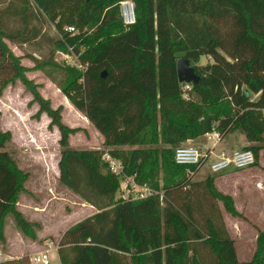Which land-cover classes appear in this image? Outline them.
<instances>
[{
  "label": "trees",
  "instance_id": "obj_1",
  "mask_svg": "<svg viewBox=\"0 0 264 264\" xmlns=\"http://www.w3.org/2000/svg\"><path fill=\"white\" fill-rule=\"evenodd\" d=\"M121 0H0V95L21 82L36 104L33 118H49L59 132L58 182L95 208L58 240L61 264H264V230L255 249L239 261L219 203L245 218L215 175L194 181L174 150L215 130L222 139L239 132L258 164L264 158V0H132L135 22L124 26ZM39 18L56 34L34 25ZM74 27V33L64 31ZM46 38L43 55L23 53V44ZM6 41L19 48L16 55ZM57 51L77 57L78 69L58 62ZM211 63L194 67L198 83L178 80L176 61ZM41 71L103 138L101 149H77L69 137L79 128L62 121L29 67ZM105 72V75L102 74ZM9 131L0 129V243L11 215L22 234L37 238L36 221L16 208L28 172L8 150ZM130 149H124V147ZM118 159L126 175L161 192L143 199L116 198L119 177L103 160ZM264 170V167L262 168ZM212 173V172H211ZM217 174V173H214ZM161 181V183H160ZM0 264H22L8 259ZM24 264V263H23Z\"/></svg>",
  "mask_w": 264,
  "mask_h": 264
},
{
  "label": "rangeland",
  "instance_id": "obj_2",
  "mask_svg": "<svg viewBox=\"0 0 264 264\" xmlns=\"http://www.w3.org/2000/svg\"><path fill=\"white\" fill-rule=\"evenodd\" d=\"M33 23L41 28V33L44 32L49 37L56 34L53 26L40 18L38 21L34 20ZM6 42L14 54L22 55L19 48L9 41ZM22 48L23 53H33L38 57L46 52L48 42L45 37L40 35L35 41L23 44ZM55 59L65 65L78 69L82 68L77 57L69 52L57 51ZM21 62L30 68L26 75L34 83L40 85L41 95L49 99L53 107L63 106L62 121L70 127L79 128L75 134H72L73 143L82 146L81 148H103L94 126L81 113L71 108L60 90L41 71L31 69L33 63L30 59L23 58ZM189 62L192 67H199L211 63L212 58L208 55H200L198 62L192 60H189ZM31 99V94L25 90L19 81H16L14 85H8L0 95V129L10 132L12 145L8 150L12 153L17 166L29 174L27 181L24 183L25 190L17 195L16 208L23 214L24 201L29 199L31 202L36 203L39 206L38 209H35L39 211V216L36 215L39 218L36 221L39 228L37 231L42 230L44 233H51V235L44 234L40 239L28 238L19 230L11 215L5 217V242L0 243V249L11 259H19L22 264H28L29 255L45 248L47 241L58 242L63 231L96 211L92 205L63 187L58 182L57 176H54L59 154L58 139L54 128L49 130L47 125L44 124L43 114H41L39 120L33 118V114L37 111V105L34 103L29 104ZM206 142L207 139L203 136L197 141H188L181 145L194 146L200 151H205ZM243 147L238 149H244ZM124 149H130V147L125 146ZM261 154L262 151L260 152L258 164L251 167L254 170L259 167V161L263 158ZM211 159L213 158L211 157ZM40 163L43 167L40 166ZM224 171L236 173L241 170L227 169ZM208 174L216 177L221 175V173H211L207 163H205L193 175L192 180H201ZM240 175L239 177L237 175L226 177L223 182L227 185L228 190L231 188L238 189L234 190L235 198L238 203H242L243 210L240 212L245 218H234L224 211L221 203H219V206L226 229L234 240L238 260L247 261L251 258L255 249L257 230H264V211L262 210L264 209V182L260 178L257 183L252 185L248 183V174ZM256 188L260 191L257 192ZM119 197L120 185L116 192V198ZM30 209L34 210L31 207ZM42 224L45 226L43 227ZM50 256L52 264H58L57 252L51 250Z\"/></svg>",
  "mask_w": 264,
  "mask_h": 264
},
{
  "label": "built area",
  "instance_id": "obj_3",
  "mask_svg": "<svg viewBox=\"0 0 264 264\" xmlns=\"http://www.w3.org/2000/svg\"><path fill=\"white\" fill-rule=\"evenodd\" d=\"M121 21L124 26H130L135 22V8L132 0H121L118 2ZM64 31L74 33L75 29L72 26H65ZM189 85L186 83L184 89H188ZM207 139L206 150L200 151L194 146H179L174 150L173 159L176 164L186 166L187 175H193L194 170L190 167L200 169L207 163L209 171L212 173H220L227 169L240 170L253 166L255 162L254 155L248 149H235L228 154L220 153L214 154L213 151L217 142L220 140L219 134L213 130L206 133ZM211 157L213 159H211ZM103 160L107 163L110 171L120 178V197L129 200L143 199L148 196L159 194L151 187L136 182L134 176L126 175L123 171L122 163L112 157L108 153H104ZM58 242L54 243L52 240L46 242V247L35 251L29 255L28 264H52L50 251L57 252ZM58 255V254H57ZM58 258V264H61ZM11 259L2 249H0V262Z\"/></svg>",
  "mask_w": 264,
  "mask_h": 264
},
{
  "label": "crops",
  "instance_id": "obj_4",
  "mask_svg": "<svg viewBox=\"0 0 264 264\" xmlns=\"http://www.w3.org/2000/svg\"><path fill=\"white\" fill-rule=\"evenodd\" d=\"M65 100L71 105V108L73 110H75L76 112L78 113H81L79 112L78 110H76L74 108V106L68 101V99L66 97H64ZM82 114V113H81ZM44 115V119H45V125L48 124L49 122V118L46 116V114H43ZM83 115V114H82ZM84 118H86L84 115H83ZM93 126V125H92ZM54 130H55V135L57 137V139L59 138V132L57 130L56 127H53ZM96 130V129H95ZM97 134H98V137L100 139V144H102L103 142V138L101 136V134L96 130ZM69 143L72 147L74 148H77V149H99V148H81L82 146H77L73 143V139H72V135H70L69 137ZM247 145V142L245 141V138H244V135L239 133V132H233V133H230L228 134L226 137L220 139L216 146H215V149L213 151V153L216 155H220V153H223V154H228L229 152H231L232 150H235V149H238L240 147H243ZM103 147V146H102ZM58 160H59V154H58V159L56 161V170H55V173H54V176H59V170H58V166H57V163H58ZM38 162V161H36ZM40 166L43 167L42 163H40ZM252 166L248 167V168H244V169H240L241 171H238L236 173H229L227 171H222L220 172L221 175L217 176L215 178V186L216 188L225 193V194H229L230 196H232L233 200H234V205H235V208L238 210V211H241L243 210V205L242 203H238L236 198H235V189L237 188H231V189H227V185H225V183L223 182V179L226 178V177H230V176H233V175H237L239 177L240 174H248L249 176V180H248V183H251L253 185V183H257V181H259V179L261 178L264 182V170L262 169L264 167V158L260 159L259 161V167L255 168V170L253 168H251ZM250 168V169H249ZM246 169V170H245ZM251 169H253L252 171H250ZM218 174V173H217ZM241 176V175H240ZM250 184V185H251ZM264 184V183H263ZM264 186V185H263ZM257 189V192L260 191L258 188ZM238 190V189H237ZM33 208L34 210L30 209ZM39 206H37L36 203L34 202H31L29 199H27L26 201L23 202V214L28 218V220L30 221H37L39 220V218H37V216H39V211L35 210V209H38ZM264 211V209H262ZM90 211V210H89ZM37 215V216H36ZM42 226L44 227L45 225L42 224ZM64 232V231H63ZM62 232V233H63ZM44 234H50L51 233H44L42 230L40 231H37L36 232V235H37V238L40 239L44 236ZM54 236V234H52ZM58 235V233H57ZM61 236V234H60ZM24 241V240H23ZM237 254V253H236Z\"/></svg>",
  "mask_w": 264,
  "mask_h": 264
},
{
  "label": "water",
  "instance_id": "obj_5",
  "mask_svg": "<svg viewBox=\"0 0 264 264\" xmlns=\"http://www.w3.org/2000/svg\"><path fill=\"white\" fill-rule=\"evenodd\" d=\"M176 72L178 76V80L181 83H198L200 77L195 72L194 67L190 65V62L187 58H178L176 61ZM105 75V72L102 74V76Z\"/></svg>",
  "mask_w": 264,
  "mask_h": 264
}]
</instances>
